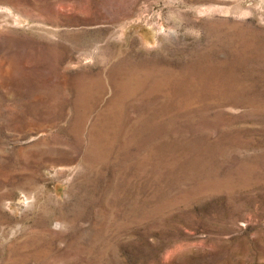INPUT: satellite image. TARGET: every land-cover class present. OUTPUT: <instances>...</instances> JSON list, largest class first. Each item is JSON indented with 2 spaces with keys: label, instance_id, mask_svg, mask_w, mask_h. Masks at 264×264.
<instances>
[{
  "label": "rangeland",
  "instance_id": "obj_1",
  "mask_svg": "<svg viewBox=\"0 0 264 264\" xmlns=\"http://www.w3.org/2000/svg\"><path fill=\"white\" fill-rule=\"evenodd\" d=\"M0 264H264V0H0Z\"/></svg>",
  "mask_w": 264,
  "mask_h": 264
}]
</instances>
